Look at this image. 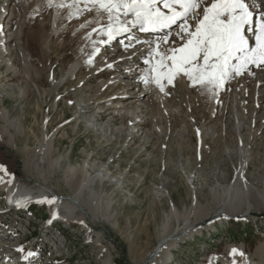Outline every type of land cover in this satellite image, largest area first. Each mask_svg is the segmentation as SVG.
I'll list each match as a JSON object with an SVG mask.
<instances>
[{
    "label": "rangeland",
    "instance_id": "rangeland-1",
    "mask_svg": "<svg viewBox=\"0 0 264 264\" xmlns=\"http://www.w3.org/2000/svg\"><path fill=\"white\" fill-rule=\"evenodd\" d=\"M4 3V0H0V5ZM12 18L8 22L10 25L8 29L14 32L19 26V18L16 15ZM39 19H42L41 23L38 22ZM5 20L7 21V17L0 24V36L4 35L0 43V108L5 110L7 119L19 123L21 130L5 124V120L0 117V133L1 126L6 125L13 139L12 145L8 141L7 134L0 135V163L7 165L13 180L28 186H36L34 182L40 178L35 172V167L39 171L40 168L46 167L43 172V178L46 180L44 183L50 185L57 194H70L71 191L64 181L65 161H61L59 167L47 169L46 163L47 160H51V154L47 155V160L43 164L38 160L37 148L42 135L39 129L43 120H46L49 132L57 130L54 136L59 152L53 156H66L71 165L84 164L90 168L91 173L98 166L107 167L110 171L105 179L94 182L101 200L98 210L105 212V216H99V222L87 218L83 220L76 211L68 224L60 221L56 229L51 232L53 238L49 239L55 240L57 248L44 246L50 264H104L108 257L115 264H144L148 252L159 241L162 224L169 213L171 202L181 213L187 212L192 194L200 208L197 214H192L195 215L192 218H203L205 222L201 224L200 233H194L191 237L177 241L174 249L170 250L172 255L166 264H199L200 262L207 264L206 257L212 253L219 255L216 264H222L223 259L227 258V253L224 252L226 245L242 243L246 252L252 253L261 242L264 243L262 204L258 207V212L250 216L239 219L227 217L221 220L213 218L214 212L219 209V204L213 200L211 188L217 184L222 186L229 184L234 176L238 156L235 153L227 154V147H234L235 137L232 133L233 127L229 126L230 122L225 114L221 117L220 115L210 117L207 110L202 107L206 97L198 94L190 83L189 87L182 86V83L175 79L168 88L167 103L179 104L174 107L178 108L179 113L174 114L166 124L163 122L167 125L165 136L149 133L147 127L151 125V121L147 119L141 121L142 124L138 125L137 132L132 138L117 133V125H113L119 123L117 117L105 119L102 115L99 125L90 126V114H83L78 118V123L68 124L70 119L79 114V108L83 105L82 96L90 93L87 90L95 86L101 74H84L83 76L89 79V83L84 86H78L77 79L74 78L63 86L51 87V80L62 78L66 67L74 60L76 52L65 35L64 38L55 36L52 11L42 10L34 14L33 21L24 23L20 37V46L31 54L28 59L29 64L43 69L40 78L45 94L42 96L41 90L38 91L32 83L35 77L33 71L29 70V77L22 72L21 66L25 59L19 49V42L15 38L10 42L6 41L13 35H10L8 30L4 31ZM44 42L47 43L49 51L43 58L41 46ZM102 75H104L103 79L108 77V73ZM21 86L27 90L25 93H18ZM251 88L249 86L247 94L252 93ZM250 100L246 106L248 113L254 109L253 99ZM187 102L191 104V108L187 109L188 113L192 112V115L200 119L203 127V145L198 143L200 146L197 148V153L194 151V145L198 136L188 126L187 111L181 112L183 109L186 110ZM107 125L112 128L111 134L106 131ZM211 127L219 130L222 128V133H219L216 141L210 138ZM251 127L254 129L260 127V131L258 130L256 137L251 135L245 141L248 147H253L246 156L248 166L245 176L258 187L264 188L263 122L258 121L255 125L251 124ZM63 130L67 134L64 138L58 137L57 135ZM184 136L188 143L184 142ZM225 151L227 155L223 154ZM121 174L125 176L123 183L121 179L117 181ZM194 174L201 180L191 188L187 183L184 184V181L188 175ZM121 183L122 186H118ZM5 196L6 190L0 188V206L4 204ZM105 203H108V208L104 211ZM29 205L32 207L29 208ZM26 206L28 214L23 210L20 220L23 223L30 222L32 229H35L34 235L28 238L33 242L41 227L43 221L41 218H47L49 214L48 207L45 203L37 202ZM12 215L15 213L13 212ZM8 216L11 217L6 213L0 216L2 223ZM210 220L213 222L212 227H204ZM11 221L8 223L11 224ZM179 222L171 217L167 230H173L172 228H175ZM56 230L63 236L57 238ZM95 231L103 233L101 240L96 238ZM39 247L41 248L42 245ZM204 258L205 260L202 261ZM236 263L245 264L240 256Z\"/></svg>",
    "mask_w": 264,
    "mask_h": 264
},
{
    "label": "bare ground",
    "instance_id": "bare-ground-1",
    "mask_svg": "<svg viewBox=\"0 0 264 264\" xmlns=\"http://www.w3.org/2000/svg\"><path fill=\"white\" fill-rule=\"evenodd\" d=\"M4 1L5 3L0 5V24L3 23V19L6 17L9 18V21L10 19H13L12 17L15 15L19 18V26L14 32L10 31V29H7L9 34H12L13 36L9 37V39L6 41L10 42L13 40V38H15V40L19 42V49L23 55V58L25 59V62L21 66L22 72H24V75L26 74V76H28L29 70L33 71L35 77H33L32 83H34L35 88L38 91L41 90L40 94L42 96L45 94L40 78V75L43 73V69L29 64L30 60L28 59L30 58L31 54L24 47L20 46V37L22 36L24 23L33 21L34 14L39 13L42 10L50 9L52 11V25L53 32L56 34L55 36L60 38L65 35L68 42L72 43L74 46V50L76 52L74 60L68 64L65 71L63 72L62 78L56 81L51 80V87L55 86L57 88L60 85L63 86L74 78L77 79L78 86H84L89 83V79L85 78L83 76L84 74L92 73L99 75L108 73V77L106 79L99 78L95 86L90 87V89L87 90V92L90 93L82 96L83 105L81 108H79V114L76 115V117L70 119L68 124L71 122L76 123L78 118L83 114H90V126L99 125V123L102 121V115H104L105 119L108 117H117V119H119V123L113 124L117 125V133L125 134L126 136L129 135L130 138H132L135 136V132H137L138 125L142 124V122L147 119L148 121H151V125L147 127L149 133H154V135L161 134L162 136L166 135L167 125L165 124L167 121H170L173 118L174 114L179 113L178 108H174L179 106V104L170 105L167 103V97L169 94L168 88L170 87V84L167 83V80H163L162 83L165 86L164 91H160V88L155 83V73L150 71V68L155 66L156 61L159 60L160 57L154 53L150 55V50H144L138 54H131L130 49L133 47H128L127 54L122 59L116 62L112 61L116 56L114 55L113 51L114 47L121 45L122 42L125 44L129 37H133L138 41V43L134 44V46H138V49L147 46L143 43V41L140 40V36L137 34V30H135L139 28V25L132 28L135 31L132 30L131 33H120L117 35V37L108 41L107 36L104 34V29L109 24L107 15H97L95 10L86 11L85 5L83 3L74 4L73 0ZM131 19V15L128 17L121 16V20L124 21ZM38 22L41 23L42 19H39ZM6 23H8V21ZM9 27L10 25L8 28ZM93 29H95V31ZM176 31H178V29L175 27V31L172 32L173 35L169 37L170 42L175 39ZM247 35L249 36V33H247ZM2 36L4 37V35L2 34L0 36V43L2 41ZM249 38L250 43H252L254 46V35L252 34L249 36ZM252 39H254L253 42H251ZM101 41L107 42L101 43ZM132 41L133 40H130L128 42L130 43ZM158 43L159 49L157 51L166 53V50L170 44H165L161 41ZM179 44L180 41L176 39V43L171 46H179ZM107 47H111V49L109 50ZM97 48L99 49L98 52L96 51ZM41 50V56H47L49 50L46 42H44V44L42 43ZM89 60H91V63H89ZM145 61H150V63H145ZM108 65H111V67H108ZM100 68H102V71H99ZM250 70L254 72V75H249L247 72L239 76L233 75L221 88L214 91H209L207 88H204L200 85L193 86L198 94L206 97L205 100H203L204 103L202 107L207 110L210 117H214L215 115H220L221 117L225 114V117L230 122L229 126L231 125L233 127L232 133L235 137L234 147H227V154L235 153L238 156V162L235 166L234 176L229 184L223 186L217 184L211 188L213 200H216L219 204V209H217L213 214V218L216 220H221L222 218L227 217H235L239 219L250 216L258 212V207L261 204L264 206V188L258 187L255 185V182L249 181L245 176L248 166L246 156L250 154V150L253 148L248 147L245 141H247L251 135L252 137H256L260 128L257 127L254 129L251 127V124L255 125L256 122L260 121L263 122L262 128H264V69L253 68L250 66ZM142 78L147 79L149 82L145 83L144 79ZM175 79L179 80L182 83V86L185 85L189 87V83L191 84L188 78L183 74L178 75ZM26 80L27 79L24 81L26 82ZM125 80L128 81L125 83ZM126 85H132V87L126 88ZM249 86L252 87L251 94H247L249 91ZM18 90V93H25V91H27L22 86ZM223 96L225 97L223 98ZM250 98L253 99V110H257H251L250 113H248V111H246V106L248 102L250 103ZM185 108L186 110L183 109L181 112L185 113L187 111L186 121L188 126H190L192 132L198 136L197 142L194 145V151L197 153V148L200 145H203V127L200 119L192 115V112L188 113V110L191 108L190 102L186 103ZM0 117L5 120V124L14 126L16 130H21L19 123L12 119L9 120L10 118H6L5 110L2 108H0ZM40 128L41 129L39 130H41L42 135L40 138V145L37 148L38 160L43 164L47 160V155L51 154V160H47L46 163L47 169L59 167L61 161H65L64 174L66 176L64 177V181L71 193H66L67 195L55 193L50 185L44 183L46 180L43 178V172L46 167L40 168V171L35 167V172L40 175L39 180H35L34 182L36 186H28L24 183L13 180L12 177L4 175L5 182H0V188L4 189V191L6 190L4 203L17 204V201H20L21 203L26 202L17 207L11 213L13 214L14 212L15 215L19 214V212L23 211L25 208L28 214V208L26 206L27 204L36 203V201L45 197L48 199L56 197L57 199L53 204L49 205L48 203H45L48 207L47 211L49 213V217L53 218L55 215L60 219L61 222L68 224L70 218L74 217V213L78 211L83 220L84 218H87L89 220H95L99 222V216H105V212L98 210L100 208L99 202L101 200L100 194L95 188L94 182L96 180L102 181L105 179L106 174L110 172L109 169L107 167L98 166V168L94 169V172L91 173L90 168L84 164L79 166L71 165L67 161L68 159L65 158L66 156H53V154H57L59 152V147L55 144L56 138L54 136L57 130L49 132L48 122L46 120H43ZM106 131H109L108 133L111 134L112 128L107 125ZM221 131L222 128L219 130L216 127H211V131H209L211 140L213 139L216 141L218 139L219 133H222ZM3 133L8 135V141L13 145V139L11 138L12 136L8 133L6 125L1 126L0 135ZM66 134L67 132L63 130L60 132V135L58 134L57 136L64 138ZM124 141H126V139ZM184 142L188 143V140L185 141V136ZM199 142L200 145L198 144ZM223 154L227 155L226 151L223 152ZM165 162L163 164H165ZM121 175L118 177L117 181L121 179L123 183L125 176ZM9 180L10 182H8ZM200 180L201 179L196 174L193 176L188 175L187 178H185L184 184L187 183V185L193 188L194 184ZM117 181L116 184H118ZM122 183L118 186H122ZM107 204L108 203H105L103 205L104 211L108 208ZM198 206L199 205L193 194L191 195V203L187 212L181 213L171 202L169 213L162 224L160 234L158 233L159 241L155 247L150 252H148L144 264H161L163 262L165 264L168 263L172 255L170 250L174 247L179 239L191 237L194 233L201 232V224L205 222V219L202 218V220L201 218L199 219V217L192 218L195 216H192V214H197V210L200 209ZM5 212L6 211H0V216L4 215ZM171 217H173L174 220L180 222L175 228H172L173 230L169 231L167 230V227L168 221ZM54 224L58 223H54L52 221L51 225ZM212 225L213 222L210 220L205 224L204 227L208 228L209 226L212 227ZM41 230H46L45 226H43ZM47 230V233L52 232L49 229ZM95 235L97 239L103 237V233L101 231H95ZM50 237L53 238V235ZM56 237L59 238L60 236ZM3 240V243L5 244H2L0 247V253L3 255L4 253H6V255L10 254L8 257L14 256L17 252V249H15L17 246L16 243H13V239L11 237H4ZM234 248L238 250V253L235 255L232 254V249ZM224 252L227 253V258H230L231 260L227 261V258H224L222 264H232V262L237 261L239 256L243 258L245 264H264V243L262 242L252 253H247L242 243L228 244L224 247ZM240 252L244 253V255H239ZM3 255L0 256V259ZM206 258L208 261L207 264H216L218 261L217 259H219V255L212 253ZM6 259L7 257H5L3 261L0 262V264H4ZM204 260L205 258L202 261ZM43 264H50V260L44 262ZM104 264L115 263L111 258L108 257ZM199 264L205 263L200 262Z\"/></svg>",
    "mask_w": 264,
    "mask_h": 264
},
{
    "label": "snow or ice",
    "instance_id": "snow-or-ice-1",
    "mask_svg": "<svg viewBox=\"0 0 264 264\" xmlns=\"http://www.w3.org/2000/svg\"><path fill=\"white\" fill-rule=\"evenodd\" d=\"M73 3H83L86 11L107 15L109 24L104 34L108 41L137 25L141 32L170 30L175 25L178 29L175 39L169 41L171 31L160 37L161 42L170 44L166 53L157 51L159 43L150 52L160 57L150 71L155 73V83L162 92L165 87L162 81L167 80L171 85L180 74L186 76L192 86L214 91L233 75L245 72L254 75L250 66L264 69V0H251V3L248 0H73ZM129 15L131 20H121V16ZM249 32L255 37L254 46L247 35ZM176 39L180 41L179 46H171ZM125 47L134 45L129 43ZM144 82L149 81L144 79ZM0 173H3L0 182H5L4 175L12 177L3 163H0ZM56 199L45 197L36 202L51 205ZM17 205L21 206V202L17 201ZM56 218L54 215L53 219ZM237 253V249H232L233 255ZM33 255L35 253H28V256Z\"/></svg>",
    "mask_w": 264,
    "mask_h": 264
}]
</instances>
